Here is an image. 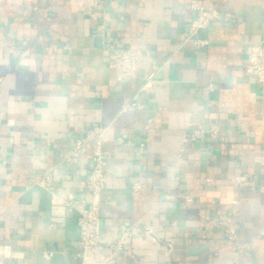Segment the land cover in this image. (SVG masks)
I'll return each instance as SVG.
<instances>
[{
    "label": "crops",
    "instance_id": "0c3cea01",
    "mask_svg": "<svg viewBox=\"0 0 264 264\" xmlns=\"http://www.w3.org/2000/svg\"><path fill=\"white\" fill-rule=\"evenodd\" d=\"M95 1L0 0V245L20 252L13 264L83 263L79 212L52 225V191L87 198L91 147L73 149L103 127L94 259L131 229L120 264H264V82L246 71L264 0ZM195 3L235 22L192 35ZM119 47L142 50L135 77L111 65ZM47 171L51 189L33 181Z\"/></svg>",
    "mask_w": 264,
    "mask_h": 264
},
{
    "label": "built area",
    "instance_id": "2783aa9c",
    "mask_svg": "<svg viewBox=\"0 0 264 264\" xmlns=\"http://www.w3.org/2000/svg\"><path fill=\"white\" fill-rule=\"evenodd\" d=\"M95 5L100 8L102 4L96 0ZM194 7L198 10V14L190 25V33L192 35L200 28L209 27L215 20L223 19L227 23H233L236 19L233 14L222 15L218 9L214 7L207 8L204 4L195 3ZM196 43L198 46H202L208 44V41L197 39ZM141 56V49L119 47L114 50L111 65L115 68L121 80L135 77L138 73V64ZM246 71L257 81L264 82V43H257L250 47ZM210 89H214L212 84ZM133 104L143 107V104L140 103L133 102ZM212 130L216 131V127L213 126ZM105 131L106 129L103 127L87 129L83 136L76 140L73 149L74 154H79L86 152L91 147L92 167L87 177L81 181L87 198L77 201L65 199L52 191V225L65 222L69 207H74L79 212V255L83 259L82 264H120L118 253L124 249L126 240L132 233L131 229L125 230L120 239L115 244H111V250L102 260L93 258L97 252L107 246L101 233L102 192L108 184L109 151L104 147ZM65 156L67 160L73 159L72 155ZM236 180L241 186L249 185V179L246 175H238ZM33 181L46 189H51L53 186L52 172L47 171L41 178H33ZM139 186V184L135 185V188L137 189ZM185 200L191 202L192 197L187 195ZM228 232L229 237L233 239L235 229L230 227ZM242 248H246V246H242ZM19 254L20 252L15 251L10 245H0V264H13V258L19 257ZM53 254L54 251H44L43 257L50 259Z\"/></svg>",
    "mask_w": 264,
    "mask_h": 264
}]
</instances>
